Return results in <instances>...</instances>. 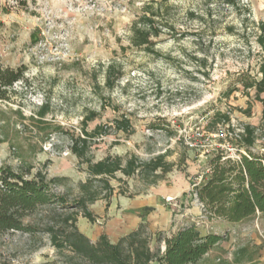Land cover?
Masks as SVG:
<instances>
[{
	"label": "rangeland",
	"instance_id": "obj_1",
	"mask_svg": "<svg viewBox=\"0 0 264 264\" xmlns=\"http://www.w3.org/2000/svg\"><path fill=\"white\" fill-rule=\"evenodd\" d=\"M147 3L158 13L160 31L149 49L132 42L133 23ZM262 20L264 0H0V63L25 67L23 80L0 100V166L27 178L37 172L60 178L52 191L71 203L88 178L86 164L71 152L72 137L83 135L82 122L93 115L86 131L106 130L91 139L86 155L93 161L133 155L146 162L165 153L173 167L160 178L117 172L109 178L108 204L106 189L95 182L99 198L88 204L95 221L78 214L81 233L92 242L104 233L115 243L132 226L129 219L123 231V203L139 204L135 215L152 234L195 221L201 233L223 235L198 264H264L263 218L199 221L194 196L216 149L232 153L226 126L214 133L204 127L213 112L228 113L236 132L245 123L264 124L254 89L241 82L260 78ZM248 104L249 117L239 110ZM43 106L47 113L39 120ZM122 118L129 132L114 128ZM263 145L259 137L254 149ZM66 213L41 207L25 219L33 232L0 233V263L84 264L70 249L57 250L46 230L48 222L59 227Z\"/></svg>",
	"mask_w": 264,
	"mask_h": 264
},
{
	"label": "trees",
	"instance_id": "obj_2",
	"mask_svg": "<svg viewBox=\"0 0 264 264\" xmlns=\"http://www.w3.org/2000/svg\"><path fill=\"white\" fill-rule=\"evenodd\" d=\"M168 1L170 0H162L163 3ZM157 17L158 13L154 11L152 3H147L133 23L134 46L149 49L152 45L151 38L160 34L155 26ZM258 26L261 32L259 42L264 50V20ZM24 72V66L10 68L0 63V100L8 99V89L15 82L23 80ZM259 72V79L241 82L245 89H254V99L262 105L264 112V97L261 96L264 92V65ZM230 92L226 91L225 96ZM239 110L248 117L251 114L250 104ZM46 113L47 107L43 106L36 114L41 120ZM92 118L93 115H90L82 122V136L72 137L71 152L86 164L88 178L79 184V194L71 203L63 195L52 191V186L60 182V178L47 179L40 172L27 178L10 166H0V233L10 230L33 232L35 227L25 219L41 207L56 206L67 213L59 227L57 223L48 222L46 230L51 243L59 251L70 249L84 264H198L224 237L215 232L201 233L195 221L163 235L161 231L150 233L147 222L141 219L134 230L121 236L115 243L110 242L104 233L92 242L78 230V214L89 222L95 221L88 209V204L99 198L98 191L94 189L95 182L101 183L106 189L103 196L108 204L113 191L109 178L115 177L117 172L125 177L146 172L160 178L173 167L172 163L166 161L165 153L146 162L133 155L124 160L119 156L108 155L93 161L86 155L91 139L106 130L98 125L92 131H86V123ZM113 124L116 130L126 132L131 127L127 118L114 119ZM218 125L226 126L225 137L231 143L236 157H231L222 149H216L208 159L207 174L194 187V196L201 210L199 221L218 220L232 225L255 216L264 219V155L254 149L257 139H264V124L260 127L245 123L236 132L230 124L229 114L215 110L204 127L209 133H214L218 130ZM218 140L221 142L224 139L220 137ZM59 233L62 234L61 237H58ZM153 235L154 247L151 246Z\"/></svg>",
	"mask_w": 264,
	"mask_h": 264
},
{
	"label": "crops",
	"instance_id": "obj_3",
	"mask_svg": "<svg viewBox=\"0 0 264 264\" xmlns=\"http://www.w3.org/2000/svg\"><path fill=\"white\" fill-rule=\"evenodd\" d=\"M262 148H263V152L262 153L264 155V145H263ZM125 206H128V205H125L123 203V213H122V215H123V231H124V228L127 227V222H128L129 219L132 222V226H131V228L128 231H124L123 234H121V235H125V234L129 233L130 231L134 230L138 226V224L140 222L139 221V217H137L135 215V210L139 208V204H136V205L132 204L131 206L129 205L128 207H125ZM128 208H130V209H128ZM199 213L201 214V210L198 209V214ZM86 236H88V235H86ZM99 236L100 235H98V237ZM117 240H118V238H116V240L114 242H116Z\"/></svg>",
	"mask_w": 264,
	"mask_h": 264
},
{
	"label": "built area",
	"instance_id": "obj_4",
	"mask_svg": "<svg viewBox=\"0 0 264 264\" xmlns=\"http://www.w3.org/2000/svg\"><path fill=\"white\" fill-rule=\"evenodd\" d=\"M231 151H232V153L229 154V155H230L231 157H236L233 148H231ZM262 151H263V149L260 150V152H262ZM262 163L264 164V161H263V160H262ZM195 199H196V198H195ZM166 201H167V202H172V201H173V198H172V197H167V198H166Z\"/></svg>",
	"mask_w": 264,
	"mask_h": 264
}]
</instances>
